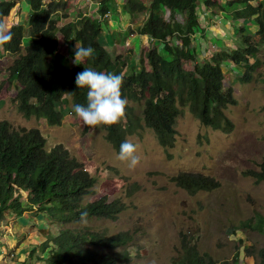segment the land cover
Returning a JSON list of instances; mask_svg holds the SVG:
<instances>
[{
  "label": "clouds",
  "instance_id": "9594fccd",
  "mask_svg": "<svg viewBox=\"0 0 264 264\" xmlns=\"http://www.w3.org/2000/svg\"><path fill=\"white\" fill-rule=\"evenodd\" d=\"M183 1L192 7L180 12L170 9L165 0H50L47 4L42 0V8L50 13L34 27L28 0H0V59L18 55L2 83L13 88L18 112L24 120L39 122L50 130L65 123L77 126L84 134L104 130L116 158L130 169L140 163L137 140L144 132L152 134L167 160L172 159L179 138L177 120L184 113L207 129L231 132L234 126L225 110L237 101L232 89L224 86L232 80L250 83L264 65V0ZM1 4H12L6 15ZM25 6L27 15L21 11ZM52 6L55 9L50 11ZM159 21L166 26L161 27ZM213 27L220 32L217 37L208 36ZM16 28L21 36L17 48L10 49ZM77 32L82 37H77ZM49 36L53 45L45 60V81L39 76L36 83L25 87L12 77V68L27 56L34 41ZM26 38L29 44L21 53ZM63 41L74 44L66 56L59 52ZM7 43L6 48L3 45ZM222 44L236 45L230 51H219ZM173 64L177 68H172ZM208 66L217 67L221 76L218 92L225 98L229 93L233 103L210 102L208 93L196 82L203 79L201 71ZM196 90L206 98L204 116L203 105L194 98ZM1 122L11 126L8 121ZM11 128L36 131L45 151L54 150L74 159L90 176L65 143L47 147L41 128ZM263 163L253 171L261 172ZM199 175L218 183L213 191L220 188L218 181L196 170H180L171 181L178 187L179 177L185 180L184 176ZM115 201L124 206L119 199L111 202ZM80 215L84 221L88 214ZM254 257L261 264L257 253L252 254ZM238 262L243 264L242 259Z\"/></svg>",
  "mask_w": 264,
  "mask_h": 264
},
{
  "label": "rangeland",
  "instance_id": "374dc122",
  "mask_svg": "<svg viewBox=\"0 0 264 264\" xmlns=\"http://www.w3.org/2000/svg\"><path fill=\"white\" fill-rule=\"evenodd\" d=\"M49 1L44 0L46 4ZM21 11L29 13L27 6L21 7ZM219 33L213 27L208 36L217 37ZM28 44L26 38L21 53ZM235 45L222 44L219 51H230ZM73 47L72 42L63 41L59 52L66 56ZM17 57L6 55L0 59V122L8 121L14 128H41L47 147L51 143H65L70 155L96 179L93 195L85 197L83 203L105 197L110 202L119 199L125 206L114 221L93 218L60 226L46 222L47 229L55 232L67 227H88L95 231L106 229L109 234L128 232L133 238L127 244L129 264H175L184 236L200 254L206 253L218 262H231L235 254L244 250L256 254L264 248V231L243 227V223L264 219V181L244 176L247 170H258L264 160V65L250 83L232 80L224 86L232 89L237 101L225 110L234 126L231 132L207 129L184 113L177 120L179 138L172 159L167 160L152 134L144 132L137 140L140 163L130 169L116 158L117 153L105 140L102 129L84 134L69 123L50 130L39 122L24 120L17 110L13 88L2 83L8 75L7 68ZM180 170L209 175L219 182L220 188L190 195L171 181ZM42 218L38 213L24 219L6 214L0 222V242L5 249L0 264H18L25 259L39 242L37 228ZM13 250H17V255L9 258L6 253ZM250 259L257 264V257ZM34 262L26 259L24 264Z\"/></svg>",
  "mask_w": 264,
  "mask_h": 264
},
{
  "label": "trees",
  "instance_id": "16d2710c",
  "mask_svg": "<svg viewBox=\"0 0 264 264\" xmlns=\"http://www.w3.org/2000/svg\"><path fill=\"white\" fill-rule=\"evenodd\" d=\"M28 1L30 23L37 27L38 22L50 12L44 11L42 0ZM165 1L170 9L177 8L180 12L192 7L190 2L183 0ZM11 6L12 4H1L3 15L7 14ZM54 9L52 6L50 11ZM158 23L161 27L166 26L162 21ZM20 36V29H14L10 49L17 48ZM77 37H82V33L77 32ZM8 44L3 46L8 47ZM52 45L50 36L34 41L27 49V56L12 68V77L19 79L25 87L36 83L39 76L45 74V60ZM171 67L177 68L174 64ZM201 74L203 79L196 82L201 83L210 102L218 105L233 103L229 93L225 98L218 92L221 76L217 67L208 66ZM42 80L45 81L44 76ZM194 98L203 105L200 109L201 116H204L206 98L198 90L194 92ZM41 142L36 131L17 132L7 122L0 123V222L5 219L6 214L22 219L31 213L44 216L38 228L36 226L38 244H34V249L18 264H24L26 259L35 261V264H129L127 244L133 238L128 232L109 234L106 229L95 231L88 227H67L55 232L47 229L46 222L59 226L79 223L82 221L81 212H87L85 220L95 218L114 221L124 211V206L120 201L108 202L106 198L83 203L85 197L93 195L95 179L87 175L74 159L54 150L45 151ZM244 174L258 182L263 181L264 163L261 165V172L248 170ZM184 177L185 180L178 178V187L190 195L199 191H213L218 187L217 182L210 178L203 179L200 175ZM243 227L251 231H264V219L243 223ZM1 245L0 242V255H3L5 249ZM181 249L175 264H235L243 258H252L251 252L244 250L241 257L235 254L231 262H218L206 253L200 254L186 236ZM15 253L17 250L7 251L6 255L12 258L17 255ZM257 254L261 264H264V248L259 249Z\"/></svg>",
  "mask_w": 264,
  "mask_h": 264
},
{
  "label": "crops",
  "instance_id": "0c3cea01",
  "mask_svg": "<svg viewBox=\"0 0 264 264\" xmlns=\"http://www.w3.org/2000/svg\"><path fill=\"white\" fill-rule=\"evenodd\" d=\"M236 255H238V256L240 257V256H242V252H241V253H238V254H236ZM236 255H235V256H236ZM250 258H251V257H249V258L247 257V258H246V262L243 261V264H253V261H252V259H250ZM236 264H242V263L238 262V263H236Z\"/></svg>",
  "mask_w": 264,
  "mask_h": 264
}]
</instances>
